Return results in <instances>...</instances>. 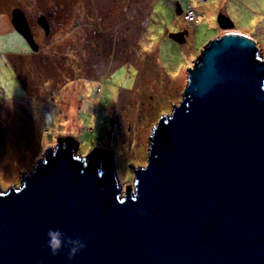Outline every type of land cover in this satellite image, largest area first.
Here are the masks:
<instances>
[{"label":"water","instance_id":"95a60500","mask_svg":"<svg viewBox=\"0 0 264 264\" xmlns=\"http://www.w3.org/2000/svg\"><path fill=\"white\" fill-rule=\"evenodd\" d=\"M178 15L183 7L177 3ZM52 16V13H49ZM14 28L39 52L29 20ZM38 24L49 33L45 15ZM219 28L236 30L221 14ZM180 43L185 33L170 34ZM146 166L118 180L114 153L79 156L59 138L19 186L0 187V264H264V57L241 31L220 34L188 69L180 105L160 119ZM50 229L86 248L53 256Z\"/></svg>","mask_w":264,"mask_h":264},{"label":"rangeland","instance_id":"374dc122","mask_svg":"<svg viewBox=\"0 0 264 264\" xmlns=\"http://www.w3.org/2000/svg\"><path fill=\"white\" fill-rule=\"evenodd\" d=\"M177 3L200 22L178 15ZM16 7L40 40L38 19L55 14L39 52L15 30ZM221 14L264 57V0H0L2 190L19 186L65 135L79 141L82 157L110 149L119 182L132 184L134 168L147 165L150 134L183 100L188 69L221 34Z\"/></svg>","mask_w":264,"mask_h":264},{"label":"clouds","instance_id":"9594fccd","mask_svg":"<svg viewBox=\"0 0 264 264\" xmlns=\"http://www.w3.org/2000/svg\"><path fill=\"white\" fill-rule=\"evenodd\" d=\"M47 237V247L50 249L53 256L59 255L67 248L68 259L72 260L86 248V244L79 237L74 239L58 229H50L47 233Z\"/></svg>","mask_w":264,"mask_h":264},{"label":"flooded vegetation","instance_id":"af4514ba","mask_svg":"<svg viewBox=\"0 0 264 264\" xmlns=\"http://www.w3.org/2000/svg\"><path fill=\"white\" fill-rule=\"evenodd\" d=\"M36 1V0H35ZM17 8V7H16ZM16 8H14V9H16ZM24 8V7H23ZM23 8H20V9H23ZM25 9V8H24ZM12 12H13V10H12ZM12 12H11V20H12ZM25 13V12H24ZM49 13H52V16L50 17L49 16ZM41 15V14H40ZM47 20H48V23H49V27H50V30H49V33L48 34H46V32L44 31V29L42 28V27H40V29L42 30V32H44V36L46 37L44 40L46 41V40H48L49 38V36H50V33H51V31H52V26H51V21L55 18V14L53 13V12H51V10H47ZM51 19V20H50ZM49 20H50V22H49ZM54 21H55V19H54ZM53 26L54 25H56L55 24V22H54V24H52ZM54 28V27H53ZM31 29H32V27H31ZM16 30V29H15ZM17 31V30H16ZM32 32H33V35H34V31H33V29H32ZM18 34L26 41V39L18 32ZM34 37H35V40H36V42L38 43V45L41 47L42 46V43H43V41L44 40H40V38H38V36H36V35H34ZM27 42V41H26ZM37 54V53H36Z\"/></svg>","mask_w":264,"mask_h":264},{"label":"built area","instance_id":"2783aa9c","mask_svg":"<svg viewBox=\"0 0 264 264\" xmlns=\"http://www.w3.org/2000/svg\"><path fill=\"white\" fill-rule=\"evenodd\" d=\"M183 16L185 20H187V22H189L190 24L192 23L198 24L200 22V19L196 14V12L194 11V9L190 7L183 11Z\"/></svg>","mask_w":264,"mask_h":264},{"label":"bare ground","instance_id":"6f19581e","mask_svg":"<svg viewBox=\"0 0 264 264\" xmlns=\"http://www.w3.org/2000/svg\"><path fill=\"white\" fill-rule=\"evenodd\" d=\"M240 31V30H239ZM239 31H236V30H228V29H222L221 30V34H226V33H234V32H239Z\"/></svg>","mask_w":264,"mask_h":264}]
</instances>
